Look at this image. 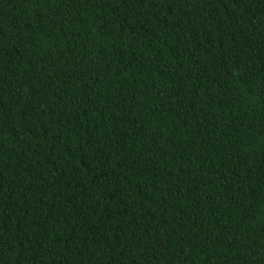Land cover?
Listing matches in <instances>:
<instances>
[{
	"label": "trees",
	"instance_id": "obj_1",
	"mask_svg": "<svg viewBox=\"0 0 264 264\" xmlns=\"http://www.w3.org/2000/svg\"><path fill=\"white\" fill-rule=\"evenodd\" d=\"M0 264H264V0H0Z\"/></svg>",
	"mask_w": 264,
	"mask_h": 264
}]
</instances>
